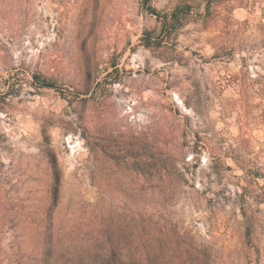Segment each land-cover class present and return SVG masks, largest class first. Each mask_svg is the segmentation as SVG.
I'll use <instances>...</instances> for the list:
<instances>
[{
	"label": "rangeland",
	"instance_id": "rangeland-1",
	"mask_svg": "<svg viewBox=\"0 0 264 264\" xmlns=\"http://www.w3.org/2000/svg\"><path fill=\"white\" fill-rule=\"evenodd\" d=\"M0 264H264V0H0Z\"/></svg>",
	"mask_w": 264,
	"mask_h": 264
}]
</instances>
